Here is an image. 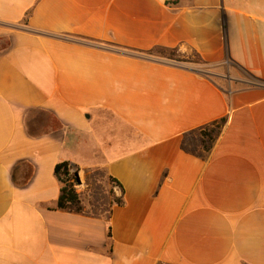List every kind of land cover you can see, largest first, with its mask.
<instances>
[{"label": "crops", "instance_id": "crops-1", "mask_svg": "<svg viewBox=\"0 0 264 264\" xmlns=\"http://www.w3.org/2000/svg\"><path fill=\"white\" fill-rule=\"evenodd\" d=\"M0 264H264V0H0Z\"/></svg>", "mask_w": 264, "mask_h": 264}, {"label": "trees", "instance_id": "trees-1", "mask_svg": "<svg viewBox=\"0 0 264 264\" xmlns=\"http://www.w3.org/2000/svg\"><path fill=\"white\" fill-rule=\"evenodd\" d=\"M164 51L174 52L178 51L176 49H161ZM172 59L171 57H166ZM197 61L195 63H201L200 58L197 56ZM226 119L214 122L208 126L203 127L198 130L195 134L187 135V142L191 151H196L197 149H204L209 151L213 146L214 142L218 138L220 131L225 123ZM55 174L58 180L62 183L61 194L57 202V209L60 211H69L75 214H82L83 207L80 200V183L77 180L76 172L72 171V165L69 162L58 163L55 167ZM112 182L116 181L112 178ZM123 190V188H122ZM118 205L123 204V197L115 200Z\"/></svg>", "mask_w": 264, "mask_h": 264}, {"label": "rangeland", "instance_id": "rangeland-1", "mask_svg": "<svg viewBox=\"0 0 264 264\" xmlns=\"http://www.w3.org/2000/svg\"><path fill=\"white\" fill-rule=\"evenodd\" d=\"M152 55L157 56V57H171L173 58V60L176 61H180V62H185V63H194L195 61H197V58L194 57V55H188L186 53H182V52H178V51H174V52H169V51H164L161 49H156L152 52ZM243 74V73H242ZM245 75V74H243ZM246 76V75H245ZM114 186V188H112V190L110 191L112 194V198L115 202L116 199L120 198L116 196V192H119V188L118 186H116V184H112ZM115 190V192H114Z\"/></svg>", "mask_w": 264, "mask_h": 264}, {"label": "water", "instance_id": "water-1", "mask_svg": "<svg viewBox=\"0 0 264 264\" xmlns=\"http://www.w3.org/2000/svg\"><path fill=\"white\" fill-rule=\"evenodd\" d=\"M76 177H77L78 182L81 185L82 184V179H81V176H80V174L78 172L76 173Z\"/></svg>", "mask_w": 264, "mask_h": 264}]
</instances>
